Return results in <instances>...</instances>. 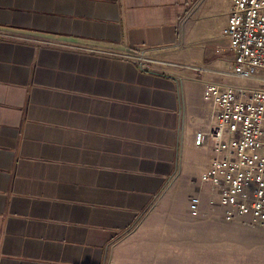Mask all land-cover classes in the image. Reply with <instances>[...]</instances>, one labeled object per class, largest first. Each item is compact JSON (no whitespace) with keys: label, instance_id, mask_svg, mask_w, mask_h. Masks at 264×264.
<instances>
[{"label":"crops","instance_id":"obj_1","mask_svg":"<svg viewBox=\"0 0 264 264\" xmlns=\"http://www.w3.org/2000/svg\"><path fill=\"white\" fill-rule=\"evenodd\" d=\"M233 1L0 0V264H264L195 145Z\"/></svg>","mask_w":264,"mask_h":264},{"label":"built area","instance_id":"obj_2","mask_svg":"<svg viewBox=\"0 0 264 264\" xmlns=\"http://www.w3.org/2000/svg\"><path fill=\"white\" fill-rule=\"evenodd\" d=\"M222 36L232 52V75L264 83V0H234ZM83 50L145 65L141 52ZM203 97L214 105V121L196 134L195 145L210 139L213 157L200 180L216 189L226 221L250 216L264 228V87L209 81ZM189 208L197 215L195 200Z\"/></svg>","mask_w":264,"mask_h":264},{"label":"rangeland","instance_id":"obj_3","mask_svg":"<svg viewBox=\"0 0 264 264\" xmlns=\"http://www.w3.org/2000/svg\"><path fill=\"white\" fill-rule=\"evenodd\" d=\"M232 84L233 85L253 86V87H259V86L264 87V83H260V82L248 80V79H239V78H236L234 76L232 78Z\"/></svg>","mask_w":264,"mask_h":264}]
</instances>
